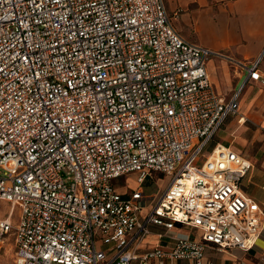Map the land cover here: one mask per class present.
<instances>
[{
  "label": "built area",
  "instance_id": "obj_1",
  "mask_svg": "<svg viewBox=\"0 0 264 264\" xmlns=\"http://www.w3.org/2000/svg\"><path fill=\"white\" fill-rule=\"evenodd\" d=\"M227 61L225 100L207 69ZM254 63L186 41L165 0H0V249L18 264H206L252 250L264 207L242 189L245 154L216 144ZM129 184L117 185L121 179ZM171 178L165 189L157 180ZM17 213V221L13 220ZM154 242L149 243L148 238Z\"/></svg>",
  "mask_w": 264,
  "mask_h": 264
},
{
  "label": "crops",
  "instance_id": "obj_2",
  "mask_svg": "<svg viewBox=\"0 0 264 264\" xmlns=\"http://www.w3.org/2000/svg\"><path fill=\"white\" fill-rule=\"evenodd\" d=\"M165 7L174 28L188 42L194 43L191 33H194L200 23L204 22L210 27L221 28L227 39L223 44L226 47L225 51L203 48L215 53H223L236 61L247 63H254L263 52L264 0H165ZM176 18H180L182 26L174 24ZM194 44L196 45V43ZM225 64L228 65L229 63L221 58L212 57L207 62V69L217 94L225 100H229L236 93L238 83L245 80L246 74L237 75L235 73L232 78L226 71ZM248 86L257 87L264 92V88L256 83H248L245 89ZM224 88H230V93L224 94ZM239 105L241 112L240 98ZM262 105H264L263 101L259 103L256 97L252 99L250 104L247 103L246 112L241 113L247 122L240 125L238 119L234 117L237 126L224 129L222 127L219 131H222L221 139L214 146L221 144L231 147L239 154H244L246 146L259 137L260 131L264 132V118L260 116L262 113H256L253 119L249 116L251 106L256 108ZM248 122L259 128L253 131L250 137ZM238 144L244 149L238 147ZM254 156L259 157V153ZM252 157L249 158L254 165V170L242 181V189L249 197L264 207V185L254 181L258 172V163ZM261 158V166L264 170V158ZM148 241L153 243L154 238L150 237ZM204 262L206 264H264V231L256 246L248 252L239 249L219 251L209 246L205 252Z\"/></svg>",
  "mask_w": 264,
  "mask_h": 264
},
{
  "label": "rangeland",
  "instance_id": "obj_3",
  "mask_svg": "<svg viewBox=\"0 0 264 264\" xmlns=\"http://www.w3.org/2000/svg\"><path fill=\"white\" fill-rule=\"evenodd\" d=\"M174 24H178V25L182 26L180 18H176L174 20ZM194 31H195L194 33L193 32L191 33V38H193V41H194V43H196V45H198L200 47L210 48L212 50H221V51L226 50V47L223 46V44H224L225 40L227 39V36L224 34V32L221 30V28H213V27L208 26L206 23L202 22V23H200L199 27L196 28ZM225 66H226V71L233 78L235 76L234 68L229 64L228 65L225 64ZM242 82L243 81L238 83V85L236 87V92H238V90L240 89ZM223 93L229 94L230 88H227V89L224 88ZM255 97L259 103L263 101V104H264V92L260 91V89L257 87H254V86L249 87L248 86L240 96L241 113L246 112L247 103L250 104L252 99H254ZM259 112L262 113L260 116L264 118V105H262L260 107L258 106L256 108H253L251 106L249 116L251 117V119H253L255 114L259 113ZM257 123H259V122H257ZM236 126L237 125L235 123V118L230 117L224 123V126L222 129H224L226 127L234 128ZM247 127L250 130L249 131V137L251 136L253 131H256L259 129L257 126H255L249 122H248ZM221 136H222V131L218 133L216 139L206 148V150L204 152L205 156H207L211 152L214 144L221 139ZM258 136L259 137H257L253 141V143L246 146V148L244 150V154L249 156V157L253 156L252 159L254 161H257L258 172H257V175H256L254 181L264 185V170L261 166V163H262L261 157L264 158V132L260 131V134ZM237 146L240 147L241 149H244L239 144ZM257 153H259V157L254 156ZM129 178H130V180H126L124 178V179L117 181L116 183L119 186H122L123 184H129V186L133 187L134 183L132 181L135 180V176L130 175ZM155 179L157 180V184H158L159 188H161V189H165L171 181L170 177H167V176L162 177V176L156 175V177L154 179L153 178L148 179V181H147L148 184H146V186L152 187ZM8 210H9V205L7 203H5L4 201L0 200V219L6 218ZM16 215H17V213H15V217L13 220L14 224L17 221ZM17 259H18V255H17V251H16L15 246H14V242L11 241V239H8V241L0 249V264H18Z\"/></svg>",
  "mask_w": 264,
  "mask_h": 264
}]
</instances>
